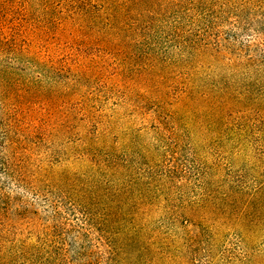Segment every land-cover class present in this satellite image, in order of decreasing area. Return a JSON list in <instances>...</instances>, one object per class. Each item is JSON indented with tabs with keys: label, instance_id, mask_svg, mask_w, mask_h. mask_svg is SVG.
Returning <instances> with one entry per match:
<instances>
[{
	"label": "trees",
	"instance_id": "16d2710c",
	"mask_svg": "<svg viewBox=\"0 0 264 264\" xmlns=\"http://www.w3.org/2000/svg\"><path fill=\"white\" fill-rule=\"evenodd\" d=\"M0 264H264V0H0Z\"/></svg>",
	"mask_w": 264,
	"mask_h": 264
}]
</instances>
